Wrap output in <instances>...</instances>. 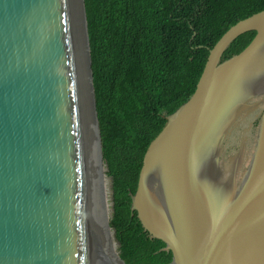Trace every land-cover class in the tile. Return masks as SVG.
<instances>
[{
	"label": "water",
	"instance_id": "95a60500",
	"mask_svg": "<svg viewBox=\"0 0 264 264\" xmlns=\"http://www.w3.org/2000/svg\"><path fill=\"white\" fill-rule=\"evenodd\" d=\"M208 49L146 150L131 214L167 264H264V10ZM106 171L85 0H0V264H127L110 248Z\"/></svg>",
	"mask_w": 264,
	"mask_h": 264
},
{
	"label": "trees",
	"instance_id": "16d2710c",
	"mask_svg": "<svg viewBox=\"0 0 264 264\" xmlns=\"http://www.w3.org/2000/svg\"><path fill=\"white\" fill-rule=\"evenodd\" d=\"M85 4L102 150L112 181L110 224L120 256L127 264H167L172 253L161 251L164 242L151 239L130 210L143 157L166 123L163 114L173 113L195 92L208 47L239 20L264 10V0ZM255 34L237 37L223 60L242 51Z\"/></svg>",
	"mask_w": 264,
	"mask_h": 264
},
{
	"label": "rangeland",
	"instance_id": "374dc122",
	"mask_svg": "<svg viewBox=\"0 0 264 264\" xmlns=\"http://www.w3.org/2000/svg\"><path fill=\"white\" fill-rule=\"evenodd\" d=\"M257 118H259V116H256ZM242 131H243V128H239L236 133H235V136L238 138V140L240 139L241 135H242ZM254 134H255V128H253L252 130H250V133H248V138H247V148H248V151H249V154H250V151H251V148H252V143H253V140H254ZM109 179V182L107 180V197H108V216L112 217V214L114 212V209H113V198H112V181H111V178H108ZM112 233L114 234V230L111 229ZM115 238V236H114ZM115 241H116V246H117V250H118V253H120V247H119V242L117 241V239L115 238Z\"/></svg>",
	"mask_w": 264,
	"mask_h": 264
},
{
	"label": "bare ground",
	"instance_id": "6f19581e",
	"mask_svg": "<svg viewBox=\"0 0 264 264\" xmlns=\"http://www.w3.org/2000/svg\"><path fill=\"white\" fill-rule=\"evenodd\" d=\"M108 177V176H107ZM109 178V177H108ZM102 185L104 187V190L105 192L107 193V178H106V175H104L103 177V180H102ZM107 208H108V205H107ZM105 209L104 212H103V215H108V209ZM110 248L115 251L116 253H118V250H117V246H116V241H115V238H114V234L111 232V243H110Z\"/></svg>",
	"mask_w": 264,
	"mask_h": 264
},
{
	"label": "flooded vegetation",
	"instance_id": "af4514ba",
	"mask_svg": "<svg viewBox=\"0 0 264 264\" xmlns=\"http://www.w3.org/2000/svg\"><path fill=\"white\" fill-rule=\"evenodd\" d=\"M258 121H259V118L255 117V119H254V121H253V125H254L253 128H255V126L258 124ZM247 125H249V124H247ZM237 130H238V129L235 130V133H236ZM235 138H237V137H236V136H232V137H231V140H232V139H235Z\"/></svg>",
	"mask_w": 264,
	"mask_h": 264
}]
</instances>
